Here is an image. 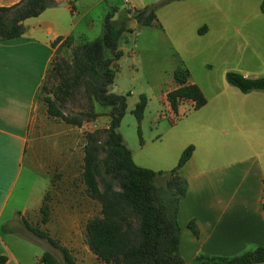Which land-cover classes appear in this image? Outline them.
I'll list each match as a JSON object with an SVG mask.
<instances>
[{"label": "crops", "instance_id": "crops-1", "mask_svg": "<svg viewBox=\"0 0 264 264\" xmlns=\"http://www.w3.org/2000/svg\"><path fill=\"white\" fill-rule=\"evenodd\" d=\"M19 1L0 0V7ZM54 1L53 6L38 16L23 20L25 30L21 36L0 40V255L6 256V264H23L4 239L10 231L28 230L25 222L30 224V217L38 215L45 190L51 184L50 178L48 185L47 181L39 183L24 173L28 160L31 172L34 166L39 172H47L45 161L31 156L32 147L37 148L47 131V125H42L39 102L45 75L56 53L62 56L66 53L70 59L71 47L87 40L75 32L93 8L98 7L104 13L109 6L119 3V0ZM123 1L131 8H142L159 0ZM261 1L257 0L256 5L260 6ZM184 2L192 3V0L163 5L156 11L152 24L140 25L136 35L143 34L141 44L144 38L156 36L173 45L169 30L182 19L164 20L159 12ZM242 27L247 51L242 55L241 68L234 69L249 78L264 76V18L244 19ZM209 32V23L199 28V33ZM234 32L240 34L238 26ZM129 37L126 35L125 39ZM119 49L123 55L126 45L122 41ZM228 69L222 70L220 83L208 84L209 92L188 75L187 82L196 84L206 98V103L199 108L195 107L194 100L186 97L177 98L175 107L172 106L167 94L179 86L174 79L173 85L161 95L164 109L148 121L146 111L150 99L142 94L144 106L136 108L138 99L131 110L137 126L133 146L117 128L133 161L156 171L173 168L182 151L193 145L190 158L180 170L187 181L186 196L178 208L179 251L186 263L199 252L226 256L264 244V210L260 208L264 177V90L238 93L241 91L226 81ZM237 94H241L239 99L233 97ZM99 107L102 106L96 103L95 109ZM56 148L59 154V146ZM69 158L68 155L62 158L61 163L66 167L70 164ZM191 220L196 224L197 234L189 227ZM62 246L71 250L78 245ZM88 252H91L89 247ZM73 258L76 257L73 255ZM35 261L40 262V256Z\"/></svg>", "mask_w": 264, "mask_h": 264}, {"label": "trees", "instance_id": "trees-1", "mask_svg": "<svg viewBox=\"0 0 264 264\" xmlns=\"http://www.w3.org/2000/svg\"><path fill=\"white\" fill-rule=\"evenodd\" d=\"M176 0H159L142 8L129 7L125 14L114 19L116 8L109 6L104 17L101 36L85 40L71 47V58L53 60L51 74L58 82L43 100L47 113L60 117L76 126L97 117L95 104L108 107L109 124L86 132L83 146L82 179L89 196L100 203V216L87 221L85 232L90 251L105 264H260L264 262V244L253 245L233 255H213L199 252L190 263H186L179 251L180 225L179 202L186 196L187 181L180 174L194 149L188 145L181 153L176 165L167 170H153L137 165L130 149L117 131L126 112V96L109 90L114 81L115 61L122 56L119 42L132 32L128 25L131 19L140 25H150L156 19V10ZM54 0H20L10 6L0 7V40H10L24 33L23 20L38 16ZM264 14V0L260 3ZM59 40V39H57ZM67 42V39L66 41ZM174 79L179 84L168 92L173 107L179 97L191 98L195 107L206 103L200 88L188 83L189 72L184 67L175 69ZM226 81L247 93L264 90V76L249 78L242 73L229 70ZM43 88L44 85H43ZM81 95L88 108L77 113L65 114L68 99ZM145 104L140 95L136 108ZM166 175L164 186L156 184V178ZM260 208L264 210V177ZM163 195H166L164 197ZM41 222L49 219V207L42 203L39 209ZM26 227L38 236L46 238L58 248L67 264H76L69 250L59 245L46 232L25 222ZM189 227L197 234L193 220ZM42 264H59L55 256L45 251L40 256ZM0 264L6 258L0 255Z\"/></svg>", "mask_w": 264, "mask_h": 264}, {"label": "rangeland", "instance_id": "rangeland-1", "mask_svg": "<svg viewBox=\"0 0 264 264\" xmlns=\"http://www.w3.org/2000/svg\"><path fill=\"white\" fill-rule=\"evenodd\" d=\"M206 1L209 0H192L194 4L177 3L173 8H165L159 12V17L164 20L182 19V22H176L169 30L168 37L173 45L156 36L144 38V43L141 44L143 34L136 35L140 24L133 19L129 21L128 25L135 28L134 31L132 28L134 33L127 34L130 36L129 40L125 37L121 39L126 49L115 61V79L111 87L112 92L126 96L127 109L120 122L119 131L126 137L129 145L133 146L137 137L136 120L131 112L135 103L142 94L150 99L146 119L151 121L156 112L164 109L161 95L165 89L173 85L175 69L180 66L186 68L189 77L198 81L204 90L209 92L208 84L220 83L224 68H229L228 71L241 68L242 55L247 51L242 38V21L255 16L264 18L259 10L260 6L256 5L257 0H211L207 4ZM112 7L116 8L114 19L124 15L129 8L123 0H119V3ZM108 10L109 8L101 13L98 7L93 8L90 15L79 23L75 35L87 40L101 36L104 30V17ZM205 23L210 24V32L199 33V28ZM235 26H238L240 34L234 32ZM262 39L264 45V38ZM54 59L69 60L66 53L64 56L56 53ZM53 60L39 91L42 125H47V131L44 132V138L39 140L41 142L37 148L34 149V146L31 150L33 159L37 156L39 160L45 161L47 172H39L35 166L31 172L29 160L25 163L24 170L26 175L39 183L46 184L47 181L48 184L50 178L51 184L48 190H45L42 202L48 205L50 213L48 221L43 223L39 211L38 215L30 217V225L46 232L59 245H78L69 250L71 255L76 257V264H105L88 252L85 225L88 220L100 216V203L89 196L81 175L85 134L97 128L107 127L108 107L95 109L100 114L83 122L81 126L66 123L60 117L49 115L43 98L47 90L54 87L59 80L51 74ZM240 96L241 94H237L233 97L239 99ZM87 108V100L77 95L76 98L66 101L63 111L65 114H72ZM57 145L59 154L56 151ZM67 155L71 157L68 167L61 163ZM165 180L166 175L158 176L156 184L164 186ZM10 232L4 241L17 253L21 263L41 264L35 261L36 256L49 251L59 264H67L63 260L62 252L53 247L46 238L36 235L29 229L26 232L19 231L20 233Z\"/></svg>", "mask_w": 264, "mask_h": 264}, {"label": "water", "instance_id": "water-1", "mask_svg": "<svg viewBox=\"0 0 264 264\" xmlns=\"http://www.w3.org/2000/svg\"><path fill=\"white\" fill-rule=\"evenodd\" d=\"M64 3H61V5H63Z\"/></svg>", "mask_w": 264, "mask_h": 264}]
</instances>
